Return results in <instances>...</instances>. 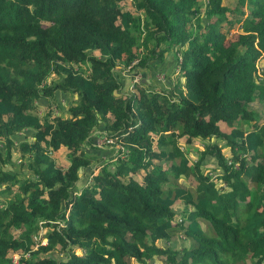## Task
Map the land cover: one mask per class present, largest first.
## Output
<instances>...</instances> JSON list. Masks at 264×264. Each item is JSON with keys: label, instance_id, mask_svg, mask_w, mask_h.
Returning <instances> with one entry per match:
<instances>
[{"label": "trees", "instance_id": "trees-1", "mask_svg": "<svg viewBox=\"0 0 264 264\" xmlns=\"http://www.w3.org/2000/svg\"><path fill=\"white\" fill-rule=\"evenodd\" d=\"M168 53L170 87L138 78L121 91L118 73H146ZM49 74L58 81L48 83ZM56 91L75 95L69 116L38 114L37 101ZM253 102L264 105V0L233 8L222 0H0L6 158L12 136L32 130L16 147L30 157L31 176L17 183L0 170V264L14 254L23 256L16 264H147L161 255L170 264H264V120L252 115ZM97 130L121 147L115 160L81 148ZM193 139L205 145L190 162L181 145ZM60 149L65 169L50 156ZM92 163L90 182L73 191ZM177 233L187 246H155ZM56 245L65 256L51 255Z\"/></svg>", "mask_w": 264, "mask_h": 264}, {"label": "rangeland", "instance_id": "rangeland-1", "mask_svg": "<svg viewBox=\"0 0 264 264\" xmlns=\"http://www.w3.org/2000/svg\"><path fill=\"white\" fill-rule=\"evenodd\" d=\"M205 0H201V5H204ZM223 4L226 6L233 8L235 4L237 3V0H222ZM229 15V13H228ZM233 29H235V26H229V25H224L222 26V30L226 32H233ZM93 55L97 56V52L94 51L92 53ZM261 65V61L259 62ZM176 63L174 57L171 56V54H167L164 57V60L158 64H156L152 70L149 69L148 72L143 73V74H137V78L141 81V83H146L149 82L153 86H158L161 88L164 87H170L172 84L171 78H167L165 75L166 72L170 73L171 70H175L176 68ZM80 69V68H79ZM132 73V69H127V71H121L118 73L119 76V81L121 83V91L122 92H129L132 89V78L130 74ZM138 80V79H137ZM137 80L133 81L134 83L137 82ZM169 80V82H167ZM58 81V77L55 76L54 74H49L47 77V82H55ZM75 99V95L71 94H66L62 93L60 91H56L54 93V96L51 97L50 99H40L37 101V106H38V114L40 115H45L46 113L49 116L52 115H57L63 118H67L69 115L67 114V108L73 104V100ZM251 107H249L254 114H252L255 118L260 117L262 120H264V105L253 102L250 104ZM251 121L246 122L245 125H249ZM102 125H100L101 127ZM31 133L32 130L26 129L21 133H17L14 136H12V150L8 158L5 157L6 151L5 147L2 143H0V170L6 171L9 173H12L16 179L18 180L17 183H20L22 180L26 179L31 176L32 171L30 170V167H28V163L30 161L29 156L21 157V155L18 154L16 147L21 143V142H29L31 141ZM181 143V142H180ZM205 141L201 139H193V141L190 144H182L181 147L184 150L187 158L190 160V162H193L199 155V153L204 149ZM81 148L86 152L90 153L93 157L96 159H102V160H115L117 157V151L116 149L109 148V147H103L98 150V148L92 147L89 142L87 145L81 146ZM81 149V150H82ZM88 149V150H87ZM227 152V150H225ZM50 156L52 159L55 161L56 165L59 166L62 169H65L67 165V155L66 151L64 149H60L56 153H51ZM95 163H92L89 167L85 169H80L79 171V179L77 182L74 184V189L73 191H80L83 189L87 183L90 182L91 179V172L93 171L92 169L94 168ZM204 170V169H203ZM202 170V171H203ZM203 173V172H202ZM141 173L137 174L135 177L139 178ZM178 184L193 188L195 185V181L192 178H183L181 177L178 181ZM15 189V188H14ZM3 201V197H0V204ZM185 206L183 205L182 202H176L174 204V212L176 214H181ZM178 217H176L177 219ZM40 235L37 236L39 238ZM188 245V240L184 238V236L181 233H177L173 238H171L169 241H157L155 243L156 247H160L162 249H169L175 251L176 249L182 247V246H187ZM35 248V247H34ZM51 255L54 258H61L65 256V251L61 250L58 245H56L53 250L50 252ZM26 256V254L24 255ZM17 255L15 256V258ZM23 256L17 257V260ZM248 263V261H247ZM147 264H170L164 259V256H154L152 257Z\"/></svg>", "mask_w": 264, "mask_h": 264}, {"label": "built area", "instance_id": "built-area-1", "mask_svg": "<svg viewBox=\"0 0 264 264\" xmlns=\"http://www.w3.org/2000/svg\"><path fill=\"white\" fill-rule=\"evenodd\" d=\"M137 79H138L137 76H134L132 78V83H133V81H135ZM89 144L92 147L98 148V149H101L103 147H109V148L116 149L117 152H118V150H121V147L118 144L113 143V140L110 137H108V135L106 134V131H104V130L94 131L90 136ZM92 170L93 171L90 174H93L96 172V168H93ZM208 174L210 175V172ZM211 177L213 178L214 176L211 175ZM178 221H180V219H178ZM43 244H45V241L41 242V245H43ZM15 256H16V254L12 255L11 264H16L18 256L16 258H15Z\"/></svg>", "mask_w": 264, "mask_h": 264}, {"label": "crops", "instance_id": "crops-1", "mask_svg": "<svg viewBox=\"0 0 264 264\" xmlns=\"http://www.w3.org/2000/svg\"><path fill=\"white\" fill-rule=\"evenodd\" d=\"M88 143L87 142H84L83 144H82V146H84V145H87ZM88 150V149H87ZM99 150V149H98ZM88 154H90V153H88Z\"/></svg>", "mask_w": 264, "mask_h": 264}]
</instances>
